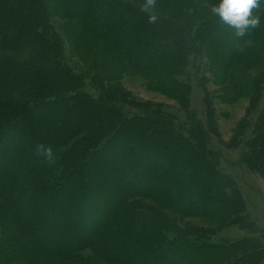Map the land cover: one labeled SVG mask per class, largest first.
Here are the masks:
<instances>
[{
    "label": "trees",
    "instance_id": "16d2710c",
    "mask_svg": "<svg viewBox=\"0 0 264 264\" xmlns=\"http://www.w3.org/2000/svg\"><path fill=\"white\" fill-rule=\"evenodd\" d=\"M160 1L177 13L150 23L128 0H0V264H94L86 250L102 264H264V229L249 221L241 188L221 170L225 154L208 146L217 135V117L205 85L213 71L226 73L229 63L257 68L250 85L233 84L235 96L250 86L262 99L238 121L233 146L238 163L263 172L264 5L253 9L260 24L236 36L219 18L206 16L217 0ZM67 18L91 26L95 43L105 39L126 60L131 57L133 67L148 68H134L141 74L159 83L166 79L184 117L110 86L100 91L71 71L52 23ZM24 50V62L14 58ZM188 80L202 93L201 111L190 107ZM147 121L157 124L153 131L165 145L183 150L169 154L175 175L154 178L161 179L154 187L172 188L157 198L165 204L182 199L183 216L202 218L207 227L183 225L142 201L149 181L131 184L127 173L138 158L124 164L120 150L111 154L114 124L121 129ZM105 126L112 128L106 135ZM137 144L151 147L145 139ZM38 145L53 150V163L37 157ZM144 170L139 174L151 168ZM184 172L187 185L181 186ZM227 229L247 235L213 240Z\"/></svg>",
    "mask_w": 264,
    "mask_h": 264
},
{
    "label": "rangeland",
    "instance_id": "374dc122",
    "mask_svg": "<svg viewBox=\"0 0 264 264\" xmlns=\"http://www.w3.org/2000/svg\"><path fill=\"white\" fill-rule=\"evenodd\" d=\"M129 1L133 4L136 3L135 6L138 10L148 15H163L171 17V15L175 16L177 13V10L174 8H166L165 3H161L160 0H155L154 6L146 11L142 8L145 0H128V3ZM206 13V16L214 17L211 9H208V12ZM52 23L55 25V34L60 35V41L58 40L60 44L59 48L67 50V54H64L66 66L69 67L71 71L87 77L90 80V85L95 82L94 85L97 86L100 91H102L101 89L106 90L108 86H110L123 91L124 93L126 92L138 100L147 101L148 103L164 104L165 106H168L171 111L175 113L179 112L178 116L180 118L184 117V114L178 108L180 100L172 94V90H170L172 88L169 83L165 81L166 79H163L161 83H159L158 80H154V77L149 74H141L135 69L138 68L139 71H148V68H141L139 66L133 67L134 64L131 63V57L128 56L129 60H126L124 56L116 53V51H119L108 45L105 39L97 37V40L100 42L95 43V36L92 34V27L82 26L77 18L55 19ZM103 45L104 47L106 46L110 48H106L103 51ZM27 54V50H24L13 54V56L24 62ZM122 54L126 55L125 53ZM226 68V73H221V69L217 72L213 71L214 76L212 75V77H209L208 81L205 82L207 90L212 96L213 104L216 106L217 117V135H212L210 137L208 146L210 151L218 150L225 154L221 170L229 174V176L238 183L248 207L250 215L249 221L256 224L260 230H262L264 229V169L263 172H259V169L254 166L247 170L238 163L239 148L233 146L237 137L238 121L240 119L248 118L251 115V112L248 113L250 109L253 110L259 106L262 100L260 94L257 93V90L255 89L253 91V88L250 86L246 87L239 97L235 96L233 92V84L237 80H243L250 85L258 75V70L256 67L245 65L244 62L229 63ZM188 84L191 87L190 107L201 111L202 93L198 90L192 80H188ZM85 85L90 86L89 83H85ZM75 115L76 117H79L77 120H80L81 114L75 113ZM107 115L108 113L105 115L106 120L108 119ZM101 120L104 121V118H101ZM263 121L264 120H260V124H263ZM134 123L138 126L134 124L131 125L130 128L124 126L121 129H117V124H114V131L110 133V136H113L114 139L112 141L113 143L111 142L113 145H111L112 149H110V152L114 155L116 150H120V159L124 164L130 163L138 158V165H133V167H131L132 170L127 173L128 175L130 173L132 177L131 184H134L136 181H149V183L146 184L147 186L143 187V190L148 193L145 194V197L147 198L144 200L142 199V201L150 206L156 207L157 209L167 211V215H173L176 219L180 220L179 222L183 225H192L195 228L207 227L209 225L207 223L209 222L202 218L195 216L191 217L189 214H187L188 216H183L181 213L183 212L182 205H186V202L182 199H179L180 202L173 201L165 204L164 199L157 198L156 195H164L163 190L166 191L167 189H172L170 185H158L154 187V184H152V182H160V178H158V180H156L157 178L154 179L156 176H162L164 178L168 177L169 173L176 174L175 171H172V162L169 158V154L172 149L180 154L183 151L182 148L177 144H175L176 146L165 145L166 142L163 141L164 138H158V134L153 131L156 130V123H150L148 121L145 123ZM103 124L104 122H101L99 129L104 127ZM104 129L105 131L102 133L106 135L112 128H107L105 126ZM147 130L152 131L153 135L147 136ZM183 133L186 135L184 131ZM262 133L264 134V131ZM103 136L104 135L101 137ZM165 136H168V133H166ZM143 139L147 141V144L151 145L150 148H147L146 146L141 148L138 146L137 142H142ZM154 145L156 148H154ZM157 148L163 150L164 154L160 155ZM183 149L185 150V148ZM259 155L261 162L264 161L263 150ZM262 166L264 168V162ZM144 169H149L150 171L143 175L139 174V172ZM178 176H180L178 178L179 184L181 186L187 185L186 183L184 184L185 180H187L186 172L181 173ZM183 180L184 182L182 185ZM124 183L129 184L128 179L127 181H124ZM157 189H159V191ZM174 190L176 193L180 191L176 186H174ZM184 197L185 196H182V198ZM173 206L174 209H170ZM7 230L9 233L12 228L9 227ZM0 232L1 234L4 233L2 229H0ZM245 235L237 230L227 229L225 231H220L213 240L230 241L236 240ZM84 253L92 263L102 264L93 258L94 252L92 253L89 252V250H86Z\"/></svg>",
    "mask_w": 264,
    "mask_h": 264
},
{
    "label": "clouds",
    "instance_id": "9594fccd",
    "mask_svg": "<svg viewBox=\"0 0 264 264\" xmlns=\"http://www.w3.org/2000/svg\"><path fill=\"white\" fill-rule=\"evenodd\" d=\"M155 0H145L143 10L154 6ZM264 5V0H217L212 6L211 12L219 20L233 28L236 36H243L248 28H255L260 24V17L253 14V9ZM155 15H149L148 21L154 22ZM36 155L46 163L54 162V153L50 147L38 145Z\"/></svg>",
    "mask_w": 264,
    "mask_h": 264
}]
</instances>
